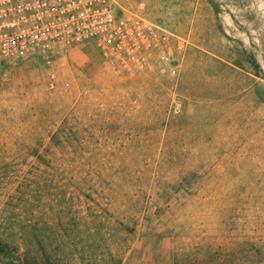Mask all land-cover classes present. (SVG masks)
Listing matches in <instances>:
<instances>
[{
	"label": "rangeland",
	"instance_id": "rangeland-1",
	"mask_svg": "<svg viewBox=\"0 0 264 264\" xmlns=\"http://www.w3.org/2000/svg\"><path fill=\"white\" fill-rule=\"evenodd\" d=\"M122 5L135 75L0 65V264H264V0Z\"/></svg>",
	"mask_w": 264,
	"mask_h": 264
},
{
	"label": "built area",
	"instance_id": "built-area-1",
	"mask_svg": "<svg viewBox=\"0 0 264 264\" xmlns=\"http://www.w3.org/2000/svg\"><path fill=\"white\" fill-rule=\"evenodd\" d=\"M154 28L143 11L125 9L122 0H0V65L51 64L68 49L90 44L114 76L125 78L146 66Z\"/></svg>",
	"mask_w": 264,
	"mask_h": 264
}]
</instances>
